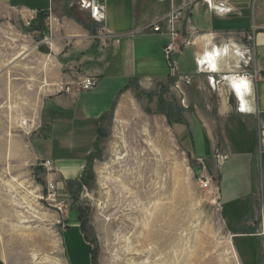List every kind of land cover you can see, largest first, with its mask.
Wrapping results in <instances>:
<instances>
[{"label": "rangeland", "instance_id": "obj_1", "mask_svg": "<svg viewBox=\"0 0 264 264\" xmlns=\"http://www.w3.org/2000/svg\"><path fill=\"white\" fill-rule=\"evenodd\" d=\"M38 36L32 24L0 19V140L3 123L15 128L13 134L17 129L32 139L44 99L63 85L54 60L37 48ZM203 42L211 50H221L228 43L235 47L230 46L217 72L205 71L185 81V96L175 90L172 77L163 93L159 88L152 97L141 92L120 97L102 127L81 181L53 179L56 188L52 191L49 175L54 176L56 170L48 172L41 160L10 152L4 155L0 146L2 264H259L264 243L261 186L251 189L250 199L232 201L239 194L236 189L246 188L238 161L243 151L254 146L255 134L240 144L227 134L229 123L223 115H217L230 91L227 76L247 69L238 53L247 57L244 48L248 43L241 37H209ZM188 52L185 49L183 56L175 57L182 74L196 67ZM197 84L205 89L194 90ZM233 101L230 96L229 112H237ZM196 104L210 112L215 130V149L208 159L190 158L171 128L176 118H182L177 116L181 110L193 113ZM172 127L177 130L176 125ZM224 135L233 147L226 144ZM155 162L157 179L148 170ZM198 165L219 188L216 194L202 190L193 169ZM62 182L60 190L58 183ZM133 183L140 192L125 195V187L136 189ZM153 189L156 194L149 198ZM76 223L82 232L69 227Z\"/></svg>", "mask_w": 264, "mask_h": 264}, {"label": "crops", "instance_id": "obj_2", "mask_svg": "<svg viewBox=\"0 0 264 264\" xmlns=\"http://www.w3.org/2000/svg\"><path fill=\"white\" fill-rule=\"evenodd\" d=\"M83 2L103 7V25L111 35L105 45L94 39L99 25ZM183 2L184 0H0V19L34 25L35 32L39 34L37 48L44 50L54 60L56 67L61 70L62 83L85 76L99 78L98 85L92 89H75L71 93L59 89L56 94L46 97L40 113V124L32 139L23 132L19 133L17 129L13 134L15 128L3 123L0 146L4 155L10 152L12 155L37 161L51 160L56 171L54 176L49 175V182L57 178L60 181L63 179V182L81 181L86 175L88 160L98 147L102 127L120 97L136 92L152 97L159 88H162L160 92L163 93L164 84L174 76V67L182 74L175 57L183 56L185 49L196 65L192 73L187 75L201 77L200 73L209 70L199 69L196 53L212 51L210 46L204 44V38L241 37L253 49L254 62L261 71V78L252 88L255 93L251 90L245 96L248 110H241L235 89L229 84L230 93L227 92L217 115H223L225 123H229L227 134L230 132L240 144H245L247 138L255 134L254 146L249 152L243 151V159L238 161L244 170L246 188L236 189L239 194L233 196L232 201L245 197L250 199L253 195L251 189L260 185L264 219V0H213L214 7L204 2L195 3L176 22V28L182 32L190 26L198 31L195 45L186 46L172 58H168L164 47L172 36L167 19L173 9L180 8ZM156 22L161 23L162 31L155 32L151 28ZM247 37L253 39L249 41ZM221 56L217 58V67L220 66ZM193 89L202 90L205 85L197 84ZM230 96L237 112L228 111ZM159 102L164 105L162 96ZM191 111L193 113L181 110L177 116L181 118L182 115V118H174L171 128L179 146L190 158L208 159L212 156L216 141L215 130L209 119L210 112L197 104ZM244 118L253 121L254 125H248ZM173 124L177 126V130L172 127ZM224 138L227 145H232L225 135ZM201 145L205 146L204 150L200 148ZM231 151L232 148L230 153ZM63 182L58 183L60 190L64 186ZM69 227L82 232L80 224H71ZM83 238L88 247L84 234ZM89 256L92 258L91 253ZM258 259L259 264H264V243Z\"/></svg>", "mask_w": 264, "mask_h": 264}, {"label": "built area", "instance_id": "obj_3", "mask_svg": "<svg viewBox=\"0 0 264 264\" xmlns=\"http://www.w3.org/2000/svg\"><path fill=\"white\" fill-rule=\"evenodd\" d=\"M197 2H204L208 4L210 7L213 6V0H184L182 6L180 8H175L171 12V14L168 16V22H169V29L170 33L172 36L171 41L166 44L164 47V53L168 58H172V56L176 53L182 50V48L189 46V45H195V39L198 37L199 33L196 29L193 27H189L188 30H185V32H182L181 30L176 28V22L181 20L183 18V12L185 10L190 9L195 3ZM83 5L86 6L88 9H90L92 17L98 22V28L97 32L94 35V39H97L100 41L103 45H105L111 38L110 33L107 32L104 24L105 21V11L103 7L99 4H93L92 2H83ZM188 21L186 22L187 25ZM30 25V23H28ZM155 32H160L162 31V26L160 22H156L152 27H151ZM215 37V36H214ZM209 37H205L204 40H207ZM213 38V37H211ZM247 39L252 40V37H247ZM231 42V40H229ZM208 45V44H205ZM225 46H227L228 51H230V46L235 47V44L233 43H228ZM235 54L238 53V50L233 51ZM244 52L247 54V57H244L242 55V60H240V63L243 62L245 65V70H243L241 73H237L234 76H245L247 80L251 83V89L255 87L257 82L261 78V71L260 69L256 66L253 58V49L252 47L247 44L244 48ZM203 55H200L196 53V61L198 64V60L202 57ZM199 69L202 71L203 68L204 70L206 69V65H198ZM211 71V70H209ZM212 72H217V70H213ZM175 78V83H174V88L176 91L181 93V96H185V93L182 89V86L185 81L190 80L192 78L191 75L187 74H180L177 72V68L174 67V76ZM230 77V82H231V76H227V78ZM99 83V78L96 76H85L83 78H80L76 81L68 82V83H63L61 87V91L71 93L75 89L77 90H89L97 86ZM215 78L213 77L211 79V85L215 87ZM218 91L222 92L223 89L218 86ZM186 98L183 97V103H185ZM43 165L46 167L48 172L54 171L53 167V162L51 160H44ZM199 185L201 186L202 190L210 193V194H216L217 191H219V188L215 186L212 182V180L204 173V167L202 166V174L199 175L198 177ZM48 187L50 190L54 191L56 188V185L54 184L53 181L48 183Z\"/></svg>", "mask_w": 264, "mask_h": 264}, {"label": "clouds", "instance_id": "obj_4", "mask_svg": "<svg viewBox=\"0 0 264 264\" xmlns=\"http://www.w3.org/2000/svg\"><path fill=\"white\" fill-rule=\"evenodd\" d=\"M231 10V9H228ZM228 48L225 46L221 50L213 48L212 51H207L203 56L198 60V65H206L207 70H216L217 69V58L225 53H227ZM243 55V53H238ZM232 85L235 89V93L240 101V108L244 110L245 108V93L250 91V84L245 76H234L232 77Z\"/></svg>", "mask_w": 264, "mask_h": 264}, {"label": "bare ground", "instance_id": "obj_5", "mask_svg": "<svg viewBox=\"0 0 264 264\" xmlns=\"http://www.w3.org/2000/svg\"><path fill=\"white\" fill-rule=\"evenodd\" d=\"M224 55L225 54H223V56H221L222 58L224 57ZM221 58V59H222ZM219 67H217V69H218ZM216 69V70H217ZM211 71H213V70H211ZM215 71V70H214ZM249 82V81H248ZM249 84H250V91L249 92H247V93H245V95H244V100H245V96H247V94H250V92H251V83L249 82ZM230 85L232 86V88L234 89V87H233V85H232V78H231V82H230ZM245 102H246V100H245ZM246 107H247V103L245 104V110H246ZM119 159H121V158H119ZM141 170V169H140ZM148 170L150 171V173H152V175L154 176V179L156 178L157 179V175L159 174H157V172H158V170H159V166H158V163L157 162H155L153 165L151 164V166H149L148 167ZM142 172V171H141ZM127 181V180H126ZM141 182H143V180H142V178L140 179V181H139V184H141ZM151 182H153V181H151ZM127 183H131L129 180L127 181ZM122 184V183H121ZM134 184V183H133ZM154 185H156V184H154ZM125 186H127V185H125ZM134 188H136L135 190H133L132 188H129V187H125L124 189H126V191H125V195H130V197H132V196H134V194L135 193H138V192H140L139 190V187H137L135 184H134ZM139 189V190H138ZM150 195L148 196L149 198L151 197H153V195L155 196V194H156V192L154 191V189L151 191V193H149ZM136 195V194H135ZM148 195V194H147ZM156 196H158V195H156ZM112 197V196H111ZM144 197V196H143ZM147 197V198H148ZM146 198V199H147ZM158 198V197H157ZM125 202V201H124ZM109 203H110V206H112V203H113V201H112V199H110L109 200ZM156 203V202H155ZM109 205V204H108ZM111 208V207H110ZM111 210V209H110ZM157 217V214H155L154 215V219ZM154 224H156V222H155V220H154ZM157 227V226H156ZM154 229V228H153ZM156 231V230H155ZM171 233V232H170ZM167 235V234H166ZM149 236V235H148ZM158 236V235H157ZM168 237V240L170 239L169 237V235L167 236ZM147 239V238H146ZM149 240V239H148ZM151 242V241H150ZM152 243V242H151ZM137 255V254H136Z\"/></svg>", "mask_w": 264, "mask_h": 264}, {"label": "water", "instance_id": "obj_6", "mask_svg": "<svg viewBox=\"0 0 264 264\" xmlns=\"http://www.w3.org/2000/svg\"><path fill=\"white\" fill-rule=\"evenodd\" d=\"M193 169L195 171L196 176H199L202 174V166L201 165L195 166Z\"/></svg>", "mask_w": 264, "mask_h": 264}, {"label": "trees", "instance_id": "obj_7", "mask_svg": "<svg viewBox=\"0 0 264 264\" xmlns=\"http://www.w3.org/2000/svg\"><path fill=\"white\" fill-rule=\"evenodd\" d=\"M91 257H93V249L90 248Z\"/></svg>", "mask_w": 264, "mask_h": 264}]
</instances>
